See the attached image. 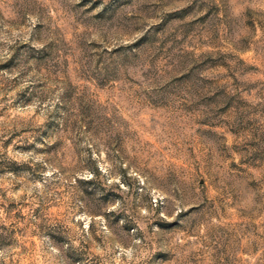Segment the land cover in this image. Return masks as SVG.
Returning a JSON list of instances; mask_svg holds the SVG:
<instances>
[{
    "label": "rangeland",
    "instance_id": "1",
    "mask_svg": "<svg viewBox=\"0 0 264 264\" xmlns=\"http://www.w3.org/2000/svg\"><path fill=\"white\" fill-rule=\"evenodd\" d=\"M0 264H264V0H0Z\"/></svg>",
    "mask_w": 264,
    "mask_h": 264
}]
</instances>
